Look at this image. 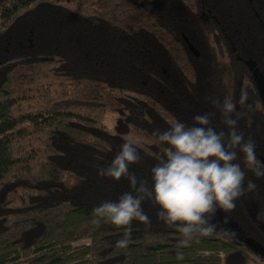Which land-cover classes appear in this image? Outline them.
<instances>
[{"label":"trees","instance_id":"obj_1","mask_svg":"<svg viewBox=\"0 0 264 264\" xmlns=\"http://www.w3.org/2000/svg\"><path fill=\"white\" fill-rule=\"evenodd\" d=\"M252 69L264 78V0H0V264H264V178L247 169L257 189L213 219L228 234L199 238L182 261L150 202L152 227L133 221L124 249V229L92 215L130 191L97 175L119 146L133 142L130 171L146 176L162 151L153 129L190 125L213 111L209 95L247 91L252 122L238 127L264 161ZM212 124L223 129L219 114Z\"/></svg>","mask_w":264,"mask_h":264},{"label":"clouds","instance_id":"obj_2","mask_svg":"<svg viewBox=\"0 0 264 264\" xmlns=\"http://www.w3.org/2000/svg\"><path fill=\"white\" fill-rule=\"evenodd\" d=\"M248 99L247 91H241L238 101L209 95L205 100L213 111L196 114L190 125L173 120L163 130L153 129L151 135L162 151L146 176L130 171V166L139 165L142 159L131 140L119 146L107 167L98 168V177L114 181L126 178L130 187L117 200H105L92 209L94 217L124 229L116 248H127L132 242L133 221L152 227L145 202L156 208L158 222L180 234L177 260H184L182 249L199 238L218 230L228 234L227 229L213 223L217 211L234 210L239 198L257 189L253 180L246 183L247 172L264 178V161L257 156L255 140L246 139L238 127L241 119L252 122L253 107ZM217 114L223 125L219 131L212 124ZM256 218L264 222V209ZM227 222L225 217L223 223Z\"/></svg>","mask_w":264,"mask_h":264},{"label":"rangeland","instance_id":"obj_3","mask_svg":"<svg viewBox=\"0 0 264 264\" xmlns=\"http://www.w3.org/2000/svg\"><path fill=\"white\" fill-rule=\"evenodd\" d=\"M252 75L255 79L259 95L264 103V78L255 69H252ZM102 123L105 127H110V125L112 124V115L110 113L105 114L102 119ZM254 249L257 254H259L262 258H264L263 250H261L259 247H254Z\"/></svg>","mask_w":264,"mask_h":264},{"label":"water","instance_id":"obj_4","mask_svg":"<svg viewBox=\"0 0 264 264\" xmlns=\"http://www.w3.org/2000/svg\"><path fill=\"white\" fill-rule=\"evenodd\" d=\"M192 53L195 54V52L191 49Z\"/></svg>","mask_w":264,"mask_h":264}]
</instances>
